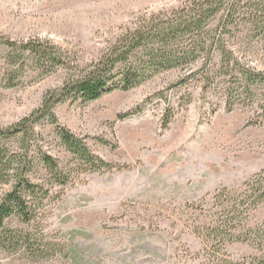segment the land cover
<instances>
[{
    "label": "rangeland",
    "instance_id": "374dc122",
    "mask_svg": "<svg viewBox=\"0 0 264 264\" xmlns=\"http://www.w3.org/2000/svg\"><path fill=\"white\" fill-rule=\"evenodd\" d=\"M183 1L0 0V37L47 39L84 68L122 34ZM246 57L264 71V43ZM184 73L174 69L127 91L58 104V123L96 155L90 165L65 150L49 120L38 124L39 145L73 170L68 184L52 189L36 225L59 250L36 261L0 249V264L264 260V203L250 209L245 229L208 239L219 216L217 194L242 189L264 169V125L251 123L247 107H226L202 81L181 85ZM66 77L61 69L29 75L12 88L0 84V126L40 108ZM7 189L0 184V200Z\"/></svg>",
    "mask_w": 264,
    "mask_h": 264
},
{
    "label": "trees",
    "instance_id": "16d2710c",
    "mask_svg": "<svg viewBox=\"0 0 264 264\" xmlns=\"http://www.w3.org/2000/svg\"><path fill=\"white\" fill-rule=\"evenodd\" d=\"M260 42L264 43V0H184L122 34L84 68L72 65L47 39L0 37L3 86L16 87L32 74L47 77L61 69L67 73L40 108L12 125L0 126V184L8 186L0 200V249L36 261L49 259L59 250L36 225L52 189L68 184L73 170L39 145L37 127L42 120L56 126L55 133L70 154L89 165L97 159L82 138L58 123V104L72 98L93 101L178 69L185 71L181 85L192 79L202 81L205 90L222 95L226 107H247L253 112L251 123L264 125V71L246 57ZM199 64V71H193ZM217 200L219 216L208 235L212 241L231 229H245L250 209L264 203V169L242 189L222 190ZM253 261L264 264L258 258Z\"/></svg>",
    "mask_w": 264,
    "mask_h": 264
}]
</instances>
